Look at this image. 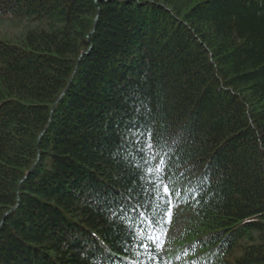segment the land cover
Segmentation results:
<instances>
[{"label": "trees", "instance_id": "16d2710c", "mask_svg": "<svg viewBox=\"0 0 264 264\" xmlns=\"http://www.w3.org/2000/svg\"><path fill=\"white\" fill-rule=\"evenodd\" d=\"M0 17L35 25L0 39V264H264V0ZM161 158L170 217L142 178Z\"/></svg>", "mask_w": 264, "mask_h": 264}, {"label": "snow or ice", "instance_id": "6c2138e0", "mask_svg": "<svg viewBox=\"0 0 264 264\" xmlns=\"http://www.w3.org/2000/svg\"><path fill=\"white\" fill-rule=\"evenodd\" d=\"M128 132L132 133L133 137H135V139H133V143L139 145L140 144V140L139 137L141 135H144L143 132H141V130L139 129V127H132L129 128L127 130ZM150 135V134H148ZM147 148L151 149L154 147L153 144L148 143L147 141H145ZM138 151L143 152L144 149L143 148H138ZM145 164H146V168H145V176L142 178H146V177H153V179L149 180V184L152 186L151 187V195L153 197L158 198L160 201L164 202L167 205V208L165 210L164 215L167 217L171 216V210L172 208L176 207L177 205L175 203H173L172 200V196L173 194L176 197H179L180 193L176 192L175 189H173L172 187H170L169 183H165L164 182V172H165V167H166V162L164 161L163 158H161L159 160V163L156 164L154 167L151 166L149 164V162L147 161V159L145 160ZM145 192H148V189H144ZM139 207V206H138ZM121 211H123V206L121 205ZM129 230L131 231L130 227ZM136 237H142L143 235H145V233H143L142 231L137 232L134 234ZM149 239L152 240L153 242L154 239L153 237L149 236ZM140 247L145 251L149 253V258L151 259V250L149 248L148 245L143 244L142 240L140 241ZM134 255H136V253H133Z\"/></svg>", "mask_w": 264, "mask_h": 264}, {"label": "rangeland", "instance_id": "374dc122", "mask_svg": "<svg viewBox=\"0 0 264 264\" xmlns=\"http://www.w3.org/2000/svg\"><path fill=\"white\" fill-rule=\"evenodd\" d=\"M35 25L12 22L7 18L0 17V39L21 42L26 33L33 30ZM180 230V225H176L174 228V234Z\"/></svg>", "mask_w": 264, "mask_h": 264}, {"label": "water", "instance_id": "95a60500", "mask_svg": "<svg viewBox=\"0 0 264 264\" xmlns=\"http://www.w3.org/2000/svg\"><path fill=\"white\" fill-rule=\"evenodd\" d=\"M45 131H46V129L41 133V135H42ZM41 135H40V136H41ZM20 184H21V183H20ZM20 184H19V185H20Z\"/></svg>", "mask_w": 264, "mask_h": 264}]
</instances>
